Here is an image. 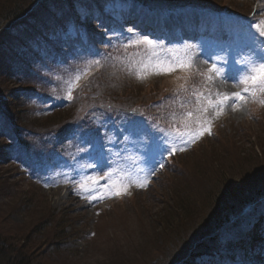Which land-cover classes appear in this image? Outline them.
Instances as JSON below:
<instances>
[{
	"label": "rangeland",
	"instance_id": "rangeland-1",
	"mask_svg": "<svg viewBox=\"0 0 264 264\" xmlns=\"http://www.w3.org/2000/svg\"><path fill=\"white\" fill-rule=\"evenodd\" d=\"M18 1L21 0H0V11L10 9ZM64 1L53 2L61 4ZM87 2L85 7H76L78 10L72 27L57 30L61 39L57 55L61 62H55L51 56L45 55L39 57L25 72H32L33 82L46 85L39 99L34 100L36 106L44 107L43 110L39 109L42 117L31 111L32 101L18 96V91L31 85H19V79L9 80L7 76H0V102L18 121H25V125L39 128L42 132L46 127L61 125L69 109L78 112L75 119L80 115L83 117L76 125L78 127L75 130H79L77 135H88L94 129L104 137L110 130L109 124L119 125L120 129L129 120H137L148 136L147 141L154 134L155 144L149 148L147 145L141 153L140 150L126 149L124 156H131L127 162H133L140 173L134 172L128 164L127 170L118 166L114 169L99 166L98 171L91 165L94 160L91 141L83 143L86 139L84 136L81 140V155L85 159L74 147L73 161L69 163L66 158L68 155H60L54 176L50 174L45 179V173L34 172L31 163L37 169L48 167L45 161H37L42 151L57 144L62 127L47 133L24 135L27 141L32 142V147L30 151L16 154L13 159H0L1 181L4 182L5 178L12 188L17 186L18 192L26 199L33 194L30 190L37 189L40 196L45 198L42 201H47L49 207L31 201H25L21 206H34L45 212L53 210L58 216V226L56 230L50 231L58 233L62 229L65 234L58 246L36 237L40 247L34 251V263L169 264L170 258L177 254L179 246L188 237L186 250L174 260V264H177L189 251L197 248L198 244H194L202 233V241H205L206 233L217 232L216 235L220 236H214L211 244L216 245L220 240L224 243L229 237L225 238L228 230L225 229V223L215 230L214 226L218 223L211 222L214 211L221 204H226V213H234L248 199H254V196L245 194L250 185L254 184V191L258 187L264 188L260 184L264 179V76L261 79L256 76L259 69H264V65L258 61L256 50L260 33L264 31V0H206L207 4H214L224 11L229 9L243 14L250 11L248 23L237 17L234 20L226 19L223 21L222 36H210L208 41L203 33L214 30L215 23L210 17L214 14L207 18L200 12L202 9L192 7V4L178 12L162 11L146 5L145 13L133 0H102L101 11L95 8L92 1ZM93 11L95 23L91 20L89 25L93 23L94 29H84L85 25L80 24V16L92 14ZM131 12L145 17L150 28L129 23L127 19ZM113 20L122 28L119 34L110 33L112 29H108L113 25ZM9 25L13 29H23L21 25L15 27L18 25L16 22ZM188 28L197 30L196 39L180 38L181 30ZM86 31L93 32V35L105 34L108 39L117 40L114 49L117 53L110 52L103 60L99 56L85 60L83 55L73 58L70 55L68 58L67 53H71L74 45L78 48L75 50L81 47L76 39L87 43ZM173 36H178V41ZM69 41L72 43L67 44ZM67 62L71 71L67 75L68 86L58 88L53 78L60 77L62 67ZM112 64L119 68L125 65L127 82L117 88L115 85L120 84L123 76H114L109 83L116 89L107 87L109 93L104 92V95H110V99L103 102L97 100L103 97L101 92H97L104 86H99L95 80L104 71L112 76ZM94 66L96 68L92 73L91 67ZM19 69L23 71L24 67L11 68L14 72ZM40 72H45L46 82L39 76ZM250 77L255 79L252 85ZM237 88L246 94L248 92L246 99L241 102L237 100ZM52 90L63 94L57 95ZM73 90L76 95L70 107L66 106L69 104L66 102L55 106L70 100ZM189 90L195 96L180 97L191 94ZM47 96L53 99L42 104ZM99 103L102 106L136 104V109L134 114L130 110L114 113L103 109L105 112H99L94 107V104ZM154 110L159 117L162 116L163 123H153L157 126L156 130H147V120L144 118L149 119ZM222 117L225 119L221 122ZM217 120L221 123L213 138L179 155L166 171L149 183V187L145 186L147 177L152 174V165L158 159V148L164 151L175 146L181 147L200 131L205 132L208 125ZM64 131L70 130L66 128ZM5 142L10 143L8 139L0 137V143ZM23 157L27 160H22ZM150 170L151 174H148ZM128 187L135 189L130 197L121 195L127 198L119 201L110 199L112 193L123 194ZM182 193H186L185 199L174 203V198ZM229 195L233 197L227 198ZM15 199L19 200L17 197ZM12 200L14 204L19 203L9 192L1 194L0 203ZM18 210L14 205L6 208L4 216L10 223L20 224L23 221L24 211ZM220 212L223 214V210ZM196 215L203 216L197 221ZM240 215L238 213L236 219L242 222L252 218L262 224L253 233L249 245H255V240L259 241L261 251L258 257L264 258V241L260 240V235H264V202ZM226 218L223 217L222 223ZM194 219L196 222L191 227ZM193 231L196 232L189 236ZM39 235L43 238L42 234ZM221 258L216 254L214 260Z\"/></svg>",
	"mask_w": 264,
	"mask_h": 264
},
{
	"label": "trees",
	"instance_id": "trees-1",
	"mask_svg": "<svg viewBox=\"0 0 264 264\" xmlns=\"http://www.w3.org/2000/svg\"><path fill=\"white\" fill-rule=\"evenodd\" d=\"M85 0H71L70 4H79ZM156 2H162L166 3L167 5H172L174 3L184 5L186 3L191 4L195 3L200 6H209L212 8H218L216 5L212 4L211 2H208L212 5L207 4L206 0H154ZM206 2V3H205ZM38 3L37 0H21L18 1L13 6H10V9L7 10H1V16L0 20V30L7 28L9 24L8 22L14 21L18 18H21L24 16V14L32 7H40L39 5L43 3ZM26 5V6H25ZM54 6V5H53ZM52 6H49V12L45 7L40 8L38 12V17H35L31 20V22H28L21 26L23 29L19 30L15 28L12 30L14 33L11 34L10 32L2 31L0 33V76H7L9 77V80H16L17 72H14L11 70L13 67L21 66L19 63L20 60L18 58H21L23 55H26L29 51V46H38L41 42V33H45V31L51 30V26L54 25L52 22L51 16H55V12H53ZM16 75V76H15ZM98 81L99 86H104L101 90H99L97 93H100L103 96H110V95H104V92H108L107 87L111 89H116L114 86H112L110 81V75L108 72L103 73L101 76H99L95 82ZM110 98V97H109ZM68 105V107H70ZM72 109L66 110L64 114V119L70 118L73 114ZM12 115V114H11ZM12 118L16 121V123H20L22 125H25V121H18L13 115ZM0 177V200H1V194H7L8 192L11 193V197L17 202L18 204H14L15 202L9 201V203H0V264H36L34 263V254L35 250L40 247L39 240L36 237H39V239H44L43 241L49 242L51 241V244L59 245L60 241L65 237V234L63 233V230L60 229L58 233H54L50 230H56V227L58 226V216L53 212V210L50 209V211L45 212L41 211L40 209H36V207L32 206L31 208H27V206H21L22 203L25 201H31L34 202V204H44L43 206H48L47 201L45 200L43 196H40V192L35 189L34 191L30 190L33 194L29 199H26V196L22 195L18 192V187L13 186L10 182H7L5 178H3L4 182L1 181ZM264 180V179H263ZM2 182V183H1ZM7 182V183H6ZM6 183V185H5ZM262 189H259L256 191V193H260ZM15 197H17L16 200ZM186 197V193H182L179 196H176L173 200V202H180L183 201ZM10 204V205H9ZM47 204V205H46ZM14 205L15 209H22L24 211V218L23 221L20 224H14L10 223L9 220L4 216V212L6 211V208L12 207ZM18 210V211H20ZM214 211V210H213ZM206 211L204 210V213ZM203 216V215H202ZM201 215H196V220L198 221L201 217ZM199 217V218H198ZM194 219L193 223L191 224V227L196 222ZM165 225H168L166 223ZM196 231H193L189 234V236ZM42 234L43 238H40V235ZM171 234V233H170ZM46 235V236H44ZM188 237L185 239V243L182 242V244L179 246V250L177 254H175L172 258H170L169 264H174V260L177 256L181 255L182 252L186 250V246L184 245L188 242ZM50 243V242H49ZM184 247V248H183ZM183 254V253H182ZM186 256V255H185ZM184 256V257H185Z\"/></svg>",
	"mask_w": 264,
	"mask_h": 264
},
{
	"label": "bare ground",
	"instance_id": "bare-ground-1",
	"mask_svg": "<svg viewBox=\"0 0 264 264\" xmlns=\"http://www.w3.org/2000/svg\"><path fill=\"white\" fill-rule=\"evenodd\" d=\"M129 17L131 19H135V21L140 22L139 23H144L146 20L144 17H140L139 15H135L133 12L130 13ZM145 25H148V21L145 23ZM249 223H250V218H248L247 220H244L239 226H237L235 228V230L232 232L234 233L232 235V237L230 238V243L227 242V245L224 247V250L225 252H231L233 251L234 249L237 250L238 252L242 253V251L244 250V247L242 245H240V242L242 241L240 238H246L248 235H249ZM258 230V229H257ZM247 234V235H246ZM236 242L238 244V247H236ZM255 242V246L253 248H247L248 251L246 253L248 257V261L250 262V264H255V262L259 259L257 258L258 254L256 255H252L251 252L252 250L254 249V252L257 250V248L260 247L259 244H261L259 241H254ZM261 249H259L260 251ZM258 251V252H259ZM243 254V253H242ZM226 255H229L228 253H226L224 255V257L226 258ZM253 258V260H251ZM220 261L217 262V264L219 263Z\"/></svg>",
	"mask_w": 264,
	"mask_h": 264
}]
</instances>
